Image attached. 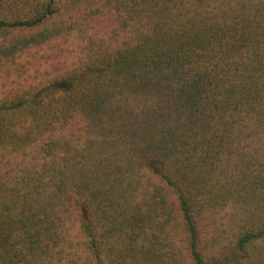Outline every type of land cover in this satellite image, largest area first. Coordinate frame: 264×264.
Wrapping results in <instances>:
<instances>
[{
    "label": "trees",
    "instance_id": "16d2710c",
    "mask_svg": "<svg viewBox=\"0 0 264 264\" xmlns=\"http://www.w3.org/2000/svg\"><path fill=\"white\" fill-rule=\"evenodd\" d=\"M0 264H264V0H0Z\"/></svg>",
    "mask_w": 264,
    "mask_h": 264
}]
</instances>
